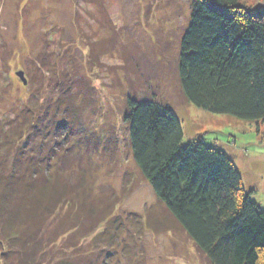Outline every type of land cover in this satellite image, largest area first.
Masks as SVG:
<instances>
[{"label": "rangeland", "instance_id": "obj_1", "mask_svg": "<svg viewBox=\"0 0 264 264\" xmlns=\"http://www.w3.org/2000/svg\"><path fill=\"white\" fill-rule=\"evenodd\" d=\"M250 1L264 6V0ZM192 2L0 0V165L10 172L19 149L26 160L58 152L53 170L64 162V178L84 181L81 202L65 204L42 229L41 246L35 252L29 247L32 264L205 263L183 233L153 227L163 209L132 160L122 119L127 97H153L170 109L185 143L202 138L216 145L234 164L250 201L264 211V142L257 124L199 110L180 93L176 64ZM31 117L38 119L32 128ZM20 126L23 138L16 141L9 134ZM107 195L117 199L112 216L120 234L105 224L88 232L94 221L80 214L98 210L97 199ZM64 213L76 222L69 235H60L69 224L52 231ZM131 220L143 223L134 229ZM104 231L118 238H96ZM23 256L0 252V264H20Z\"/></svg>", "mask_w": 264, "mask_h": 264}, {"label": "trees", "instance_id": "obj_2", "mask_svg": "<svg viewBox=\"0 0 264 264\" xmlns=\"http://www.w3.org/2000/svg\"><path fill=\"white\" fill-rule=\"evenodd\" d=\"M176 74L186 103L212 115L256 123L264 142V130L259 129L264 128L263 5L250 0H193ZM30 119L32 128L38 119ZM122 119L132 160L163 209L153 227L183 233L204 264H264V211L250 201L231 160L202 138L185 143L178 119L153 97H127ZM21 133L22 126L9 135L20 141ZM53 154L26 160L19 149L10 172L0 165V252L5 257L16 250L25 253L17 259L20 264H32L26 253L41 246L36 240L42 229L65 210V204L80 203L84 194V181L71 183L62 176L64 162L59 161L61 170H53L59 158L58 152ZM97 200L98 210L80 214L94 221L88 232L105 224L120 234L119 220L112 216L117 199L107 195ZM65 213L52 230L69 224L60 235L77 229ZM139 223L143 222L130 221L134 229ZM107 233L96 238L108 237L114 243L118 234L110 238ZM71 263L64 259L56 264Z\"/></svg>", "mask_w": 264, "mask_h": 264}, {"label": "water", "instance_id": "obj_3", "mask_svg": "<svg viewBox=\"0 0 264 264\" xmlns=\"http://www.w3.org/2000/svg\"><path fill=\"white\" fill-rule=\"evenodd\" d=\"M17 76L21 79L22 83L25 85V84H26V81H25V79L23 78V73H22V72H19V73L17 74Z\"/></svg>", "mask_w": 264, "mask_h": 264}]
</instances>
